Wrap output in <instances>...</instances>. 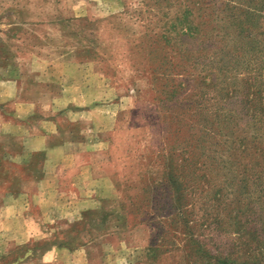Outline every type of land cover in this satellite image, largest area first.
Instances as JSON below:
<instances>
[{
	"label": "rangeland",
	"instance_id": "obj_1",
	"mask_svg": "<svg viewBox=\"0 0 264 264\" xmlns=\"http://www.w3.org/2000/svg\"><path fill=\"white\" fill-rule=\"evenodd\" d=\"M191 1L199 22L204 0L200 5ZM205 1L210 23L204 35L169 46L160 37L165 33L161 11L147 9L145 0H0V92L13 96V84L4 80L12 74L21 81L20 94L0 107L7 117L14 112L33 127L28 134H46L55 122L62 132L55 140L71 142L60 152L63 157L68 151L64 164L54 169V185L39 196L34 184L12 178L0 166L1 194L22 186L33 196L12 229L0 233V264H215L219 256L248 260L254 244H244L245 236L233 225L248 200L241 193L238 165L246 158L220 140L221 134L200 137L205 122L199 114L233 112L238 95L223 100L219 86L199 84V74L209 71L220 79L221 54L226 49L234 54L233 46L248 30L263 43L264 11L261 24L245 26V31L239 23L246 2L231 0L232 11L220 12L224 0ZM178 2L166 11L168 18L186 4ZM180 47L183 55L175 51ZM154 49L162 50L173 68L163 74L167 78L147 63ZM232 70L224 72L229 79L233 72L245 73ZM166 83L178 92L163 103L159 90ZM17 101L26 102L22 110ZM162 106L169 111L165 115ZM19 113L26 114L20 118ZM234 128L238 136L253 132L244 121ZM213 130L226 129L215 121ZM203 138L208 145L220 140L217 151L213 147L201 156L195 147ZM169 153L177 166L182 159L197 162L176 169L174 179L185 183L188 212L182 217L165 197L152 205L162 196L155 182L166 172L163 156ZM212 154L217 164L205 165ZM33 161L41 170L43 157L37 154ZM215 191L221 192L219 207L211 201ZM138 207L143 210L134 213ZM215 214H221L219 226L211 219Z\"/></svg>",
	"mask_w": 264,
	"mask_h": 264
},
{
	"label": "trees",
	"instance_id": "obj_2",
	"mask_svg": "<svg viewBox=\"0 0 264 264\" xmlns=\"http://www.w3.org/2000/svg\"><path fill=\"white\" fill-rule=\"evenodd\" d=\"M162 1L163 0H147L146 2L145 0L144 3L147 9L154 6L161 11V21L163 22L161 25L163 26L165 33H161L162 36L160 34L159 35L161 39H165V43L169 44V46H179L181 42H186V38H196L198 35H204V32L210 23L209 20H206L207 13L205 10L207 2L205 0L202 4V0L201 2L199 0V5L201 4L199 6V22L196 20L198 15L195 14L196 10L191 5V0H185L186 4H183L184 7L182 10H179L180 12H176L174 17L169 18L167 17L168 12L166 11L172 6H177L181 3H179L178 0H166V3L163 4ZM241 1L246 2L247 9L242 13L243 15L241 16V22L239 24L242 26L243 30L247 31L246 28L248 26L261 24L262 13L260 11L262 9L264 11V0ZM220 4H222L219 6V9H221L220 12H226L228 10L232 11L231 0H224L223 2H220ZM171 18H175L176 20H170ZM248 33H250L249 30L246 35L239 38L240 43L233 46L234 54H232L230 49H226L227 51H224L223 54H221L220 64L222 67L218 70L220 79H214L213 74L209 71L199 74V84L215 87L219 86L221 98H223V100L229 101L233 99L234 96L236 99V95L240 97L238 98L237 96V99L233 104V112L229 111L222 116L215 111L210 113H200L199 117H201V120L205 122L204 127L200 129V137L207 135L209 132L221 134L222 139L220 140H224L225 143L233 146L234 149L237 150L240 157L246 158L245 162H239L238 165L241 167V171L239 172L242 182L241 193L247 195L248 200L244 211L240 212L239 216H235L233 219V225L237 231H242L241 234L245 236L244 244H254L255 247V251L250 253L248 260L244 263L229 260V258L224 256H219L217 257L215 264H264V41L263 43H259L255 38L251 37V34L249 35ZM144 34L146 38L147 34L145 32ZM145 48L147 47L145 46ZM161 51L162 50L154 49L153 52L150 53L151 61L148 60V62H146L153 65V72L155 71V74H161L162 76L163 74H166L165 71L167 68L170 71H173V68L167 66L166 58L165 56H161ZM175 51L183 55L185 49L180 47V50ZM241 52L243 53L241 54ZM228 54L230 57H225ZM239 54H241L240 57ZM233 66L237 74L240 73L239 70H243L245 73L243 72L244 74L240 77L233 72L231 75L232 77L229 79L224 72L227 74L231 73L233 71ZM168 76L169 75H163L165 78ZM168 85L169 83H166L165 86H162L159 90L161 95L160 101L163 103L166 100H174V97H176L178 92L177 87L171 90L168 89ZM157 97L158 96L155 98ZM162 107L163 110L161 115L167 114L169 112L168 109L165 106ZM172 117L175 118L176 116L172 114ZM178 121L180 122V120ZM215 121L218 123L219 129L226 130L224 132L221 131L222 133L213 130V124ZM243 121L247 124L249 129L253 130V132H250L251 134L247 133L238 136L234 125L237 122ZM208 124L210 126H207ZM220 140H214V142L210 140L208 145L207 140L203 138L198 141L199 145L195 148H199V153L202 156L207 154V151L210 152L211 149L213 150V147L216 148L217 151V145ZM187 143L189 144V141ZM196 144H194V146ZM222 154L223 153H221V156ZM201 156L199 160H201ZM207 160L208 161L205 162V165H210V163L217 164L216 155H210ZM163 161L166 172L159 182H155L156 184L152 183V185L155 184L156 187L159 186L156 189L161 190L160 192L162 193V196H158L159 199L152 205L154 206L160 203L158 201L164 199L165 197L167 201H173L174 206L179 210V215L181 217L185 216L186 212H188L187 199L184 194L185 183H183L181 179L175 180L174 178L179 176V172L176 173L177 168H180L181 171L186 169L187 166L192 164L195 165L197 162L192 158H187L184 160L182 159L183 163L177 166L174 164L175 160L173 159V155L171 153L163 156ZM222 161L223 164H226L224 160ZM227 165V170H230V163H227L226 166ZM13 175L14 177L12 178H17L15 174ZM250 178L252 180H249ZM188 179L191 180V178ZM205 181L207 180L205 179ZM251 183H253V185H256L255 183H257L256 187L251 188ZM162 184H166V187ZM13 188L14 187H11V190H13ZM152 188H154V185L151 186V190H153ZM146 190L147 189H145V191ZM220 193V191H215L212 195L213 198H211V201H214L217 207H219V204L221 203L219 196ZM173 194L176 197V201L175 198L172 197ZM247 204H249V206H247ZM142 208L138 207V209L133 212L138 213L139 211V213H141L143 210ZM252 214H254V216ZM220 217L221 214H215L211 219L219 226L222 223V218ZM183 221L186 222L181 219V222ZM256 221L259 226H257V224L254 225ZM223 223H225V221H223ZM241 227L245 230H238ZM57 246L59 245L57 244Z\"/></svg>",
	"mask_w": 264,
	"mask_h": 264
},
{
	"label": "crops",
	"instance_id": "obj_3",
	"mask_svg": "<svg viewBox=\"0 0 264 264\" xmlns=\"http://www.w3.org/2000/svg\"><path fill=\"white\" fill-rule=\"evenodd\" d=\"M4 80L5 82L11 81L14 92L12 94L13 96L9 98H5V91L0 92V106L1 103L4 104L12 100V98L16 96V93L19 95L21 92L18 86V83H21V81L18 76L12 74L9 78ZM22 103L26 102L17 103L18 107H20L19 104H21L22 107L19 108V110L23 109ZM35 107L36 105L33 104L31 110L35 111ZM15 110L18 109L16 108ZM12 112L13 111H10L9 113ZM25 114L19 113L17 117L24 118L23 115ZM11 115H13L11 118L7 117L4 113V109L0 107V166L4 170V173L15 174L17 176L16 180L34 184L38 190L37 195L39 196L44 188H51L54 185V169L60 163L64 164L63 158H65L68 153V151H63V157H61L60 152L71 142L68 140L69 142L59 143L55 140L56 134H62V132L58 133L55 122L52 123L54 126L53 130H49L48 133L37 136L35 134H28L27 129L33 127L29 126L28 123L22 122V119H17L14 112ZM16 122L20 123V127H15ZM34 126L36 127V125ZM53 140L55 141L53 142ZM37 154H40L45 160L43 167L41 164V170L40 168H36L35 161H33L34 156ZM29 169H31V171H29ZM10 191L12 193L7 195L0 193V201L3 202L0 207L1 235L5 234L3 232L12 229L19 217L24 214L23 212L26 207L30 206L32 203L33 196L26 188L20 186Z\"/></svg>",
	"mask_w": 264,
	"mask_h": 264
}]
</instances>
